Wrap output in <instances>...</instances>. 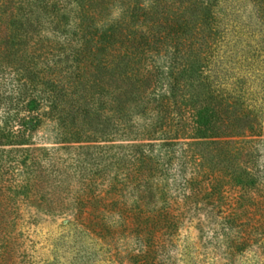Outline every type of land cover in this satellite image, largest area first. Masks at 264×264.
Returning <instances> with one entry per match:
<instances>
[{"label":"trees","instance_id":"trees-1","mask_svg":"<svg viewBox=\"0 0 264 264\" xmlns=\"http://www.w3.org/2000/svg\"><path fill=\"white\" fill-rule=\"evenodd\" d=\"M199 1L0 0V173L7 166L20 177L0 186V264H21L15 222L2 205L11 186L48 212H74L76 228L102 247L135 241L137 252H127L133 264H159L161 237L175 226L174 192L187 205L214 204L228 256L250 246L261 226L249 224L256 208L246 195L261 177L254 140L218 141L220 155L230 156L222 165L209 164L203 142L179 141L191 132L257 131L238 124L240 110L227 109L215 74L204 78L208 92L183 94L187 72L207 59L219 28L210 8V34L191 24L186 11ZM192 78L200 89L201 75H191L194 85ZM48 126L54 145H34ZM228 181L244 191L240 211L225 212L217 202ZM259 210L264 216V206ZM88 256L83 251L75 263Z\"/></svg>","mask_w":264,"mask_h":264},{"label":"rangeland","instance_id":"rangeland-1","mask_svg":"<svg viewBox=\"0 0 264 264\" xmlns=\"http://www.w3.org/2000/svg\"><path fill=\"white\" fill-rule=\"evenodd\" d=\"M207 8L217 15L218 22L214 23H218L219 28L218 31L211 30L214 40L211 41V52L207 59L200 63L193 61L191 73L187 72L188 81H184L181 88L183 94L190 97L198 91L208 92V88H204V78H208L209 82L214 79L215 74L219 80L215 83L220 85L221 93L228 97L226 103L230 104L227 109L240 110L238 124L246 125L247 129L254 125L258 132H247L240 137H203L191 132V138H180L179 141L203 142L201 148L204 149L209 164L222 165L230 156L220 155L218 141L244 138L254 140L252 146L255 171L261 177L258 185L246 195L251 198L250 209L253 211L256 208L250 212L249 224L252 227L261 226L257 230L255 228L254 238L245 252L230 257L225 251L221 231L222 217L219 216V210H213L214 204L191 203V207L177 198L174 192V196H169V199L171 213L176 218L175 226L161 237L164 247L160 250L157 261L159 264H264V216L261 214L263 210H259L264 206V0H200L198 4H193L191 9H187L186 16L192 20V25L200 26V33L205 35L210 34V26H215L214 23H209ZM188 54L189 50L181 60L188 62ZM199 74L202 79L198 82L203 83L199 86L200 89L197 80L192 78L195 83L191 85L189 79L191 75L194 77ZM212 85L211 90H214ZM4 89H11L10 81L6 82ZM247 115L249 118L245 119ZM51 133L52 126L41 128L33 137L34 145L53 146ZM6 171L7 166L4 169L5 174L0 173V186H13L20 177L13 175L15 171ZM186 173L191 175L190 170ZM12 186L7 188V196L1 194V197H7L2 205L15 222L11 235L15 246L14 259L21 264H133L127 252H137L135 241H114V250L102 247L99 242L79 230L80 228H76L74 212H48L30 202L24 195L18 194ZM243 193L240 187L228 181L223 198L217 202H220L219 205L225 212L240 211ZM125 201L131 205L135 197L129 196ZM246 218L245 216L244 220ZM115 222L116 218L112 217L110 223L115 225ZM85 250L89 256L75 263L78 254ZM114 251H119V256Z\"/></svg>","mask_w":264,"mask_h":264}]
</instances>
